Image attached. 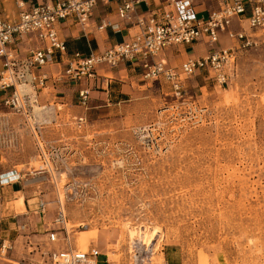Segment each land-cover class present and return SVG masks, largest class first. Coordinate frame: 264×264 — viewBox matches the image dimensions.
Listing matches in <instances>:
<instances>
[{
  "label": "rangeland",
  "instance_id": "374dc122",
  "mask_svg": "<svg viewBox=\"0 0 264 264\" xmlns=\"http://www.w3.org/2000/svg\"><path fill=\"white\" fill-rule=\"evenodd\" d=\"M182 84L176 94L163 78L139 79L127 101L56 104L45 123L4 108L0 169L20 191L2 193L0 211L30 217L0 264H44L42 251L66 242L59 200L70 243L98 248L100 264H264V48L238 50L224 85L204 72ZM51 228L58 242L47 241Z\"/></svg>",
  "mask_w": 264,
  "mask_h": 264
},
{
  "label": "built area",
  "instance_id": "2783aa9c",
  "mask_svg": "<svg viewBox=\"0 0 264 264\" xmlns=\"http://www.w3.org/2000/svg\"><path fill=\"white\" fill-rule=\"evenodd\" d=\"M113 1L117 2V16L135 25L136 32L128 40L115 43L101 53L91 51L85 56L79 52L74 53L55 80L79 81L84 77H94L98 65L102 63L114 67L119 62L127 61L141 67L143 79L163 78L170 82L176 94H180L183 80L196 72L206 73L207 77L219 85L226 84L233 71L238 50L264 48V0H222L219 8L207 17H196L185 8L194 0H165V3L162 0L44 1L21 9L13 18L4 16L0 10V114L10 111L20 115L25 123H45L46 113L52 112V108L39 102V91L47 88L51 76L41 68L54 63L56 54H66L65 41L58 34L57 23L73 15L85 27L98 3ZM141 2L147 6L146 14L137 10ZM173 5L178 6V10L173 11L170 8ZM234 19L239 25L245 19L248 30L243 27L233 29ZM108 26L117 27V24L104 17L98 29ZM220 34L226 35L233 44L214 48ZM22 38L34 41L27 53L19 56L15 43ZM202 38L211 46L210 51L202 56L186 57L179 67L167 66L163 59L156 57L168 47L189 45ZM89 97L90 88L81 87L78 90V105L87 109ZM35 108L39 114L34 112ZM74 122L80 127L86 122L85 114L74 116ZM58 203L54 222L62 225L66 232V242L46 252L42 251L44 264H98V248L82 250L70 243L65 226L66 214L60 200ZM38 206L44 211L42 200ZM46 235L50 243L59 241L56 229H48ZM13 247L12 241L1 239L0 256L6 257L8 250Z\"/></svg>",
  "mask_w": 264,
  "mask_h": 264
},
{
  "label": "crops",
  "instance_id": "0c3cea01",
  "mask_svg": "<svg viewBox=\"0 0 264 264\" xmlns=\"http://www.w3.org/2000/svg\"><path fill=\"white\" fill-rule=\"evenodd\" d=\"M44 1L55 2L56 0H0V10L4 16L13 18L16 17L21 9L28 8L32 4ZM162 1L165 3V0ZM221 3L222 0H194L185 8L192 11L196 17H207L211 12L217 10ZM116 8V1L107 4L98 3L92 10L89 24L85 27H82L73 15L57 23L58 34L60 38L65 41L66 54L62 56L56 54L54 63L45 65L41 68V70L47 71L51 78L47 82V88L40 89L39 91L40 103L50 105L52 111L55 112L58 110L54 107L56 104L64 106L68 110L70 107H80L77 103L78 90L84 86L90 88L88 108L84 110L94 109L100 111L103 107L111 103L114 104L129 100V97L133 94L132 89L133 87L135 88V81L143 79L142 69L135 63L122 61L114 67L102 63L98 65L96 69L97 73L94 77H84L79 81L55 80V77L63 71L66 62L73 58L74 53L79 52L82 56L88 55L91 51L101 53L115 43L128 40L136 32L137 28L135 25L121 20L117 16ZM170 8L175 11L178 10L179 7L173 5L170 6ZM137 10L138 12L146 14L147 6L144 2H141ZM104 17L116 23L117 27L108 26L103 29H98L100 20ZM241 27L242 22L239 25V22L234 19L232 28L238 30ZM221 35L222 34H220V37ZM220 37L218 42L214 44V48L224 46L222 45ZM33 41V39L31 40L28 38L17 40L15 43L17 54L19 56L25 55ZM210 48L211 46L206 43V39L202 38L189 45L168 47L158 53L156 57L163 59L167 66L176 67L168 62V55H171L173 51L177 50L179 54H182V51H184L186 56L182 57L180 60L181 63L188 56L198 57L204 55L210 51ZM37 71L39 72L40 69H37ZM80 114L85 113L80 112ZM22 120L24 123L23 118ZM1 125L0 123V127ZM7 137V133L4 135L0 134V143L5 142ZM11 176H13L11 172L6 173L4 169H0V196L4 192L11 194L20 191L19 184L9 180ZM8 177L9 179H6ZM4 179L7 181L5 182ZM17 201L20 208L27 209L22 196H20ZM4 203V200H2L0 206ZM29 217L30 216H21L18 218L16 212L4 213L0 211V239H10L15 246V241L21 236L22 231H20V229H24V227L28 225V223H23L24 221H21V219L27 220ZM37 223L38 222H30L31 230L41 232L46 229L43 224L37 227ZM23 237H25L26 240V238H31L32 235ZM26 245L29 244L26 243ZM100 262L104 263V260L100 259L98 264H100Z\"/></svg>",
  "mask_w": 264,
  "mask_h": 264
},
{
  "label": "bare ground",
  "instance_id": "6f19581e",
  "mask_svg": "<svg viewBox=\"0 0 264 264\" xmlns=\"http://www.w3.org/2000/svg\"><path fill=\"white\" fill-rule=\"evenodd\" d=\"M61 201V200H60ZM65 226L68 227L69 225H67V220L65 222ZM82 250H86V249H82Z\"/></svg>",
  "mask_w": 264,
  "mask_h": 264
}]
</instances>
